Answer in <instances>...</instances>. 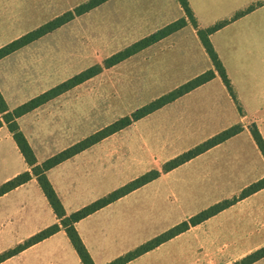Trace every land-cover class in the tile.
I'll use <instances>...</instances> for the list:
<instances>
[{"label": "crops", "instance_id": "0c3cea01", "mask_svg": "<svg viewBox=\"0 0 264 264\" xmlns=\"http://www.w3.org/2000/svg\"><path fill=\"white\" fill-rule=\"evenodd\" d=\"M87 1L0 0V48ZM187 2L198 28L224 22L208 38L241 113L215 74L45 172L68 215L151 170L160 171L155 179L74 224L93 264L110 263L225 200L233 202L123 264H232L264 246V187L239 198L245 188L264 179V158L246 127L161 172L167 161L242 124L264 105V0ZM182 17L177 0H105L74 16L0 58V94L7 109L102 65L104 59ZM78 31L102 33L95 37L108 43L98 46L118 50L99 63L57 76L55 66L48 70L47 65L62 63L59 51L64 41L69 42L66 46L78 47ZM113 68L138 79L140 108L213 66L187 23L119 63L102 67L98 74ZM78 85L16 118L37 164L109 125L80 126L78 101L67 98L78 95L73 91ZM24 172H30V167L3 124L0 186ZM55 223L58 220L35 177L0 195V255L21 247L0 264H82L63 229L22 247ZM251 264H264V256Z\"/></svg>", "mask_w": 264, "mask_h": 264}, {"label": "trees", "instance_id": "16d2710c", "mask_svg": "<svg viewBox=\"0 0 264 264\" xmlns=\"http://www.w3.org/2000/svg\"><path fill=\"white\" fill-rule=\"evenodd\" d=\"M105 0H89L84 4H81L73 9V11L67 12L60 17H57L46 24L39 27L37 30L26 34L25 36L13 41L12 43L6 45L3 48H0V58L9 54L10 52L24 46L25 44L31 42L32 40L52 31L53 29L57 28L58 26L62 25L63 23L69 21L74 16L81 15L88 10L92 9L93 7L101 4ZM179 5L181 6L184 17L166 25L162 29L156 31L155 33L133 43L129 47H126L113 55L109 56L108 58L104 59L102 65H94L91 66L82 72L78 73L77 75L73 76L72 78L58 84L57 86L51 88L50 90L44 92L43 94L30 99L29 101L21 104L20 106L16 107L15 109L9 111L6 107V104L0 94V127L4 124L6 125L8 131L11 133L13 140L15 141L20 153L22 154L25 162L30 167V172H24L13 179L5 182L0 186V195L5 193L8 190L28 181L31 177H35L38 185L40 186L42 192L44 193L50 207L52 208L58 223L44 229L43 231L39 232L38 234L34 235L30 239H28L22 247L29 246L35 242H38L51 234L55 233L59 229H63L66 236L68 237L72 247L76 251L80 261L82 264H93L90 256L88 255L84 245L82 244L76 230L74 224L87 216L88 214L92 213L93 211L97 210L98 208L110 203L111 201L119 198L120 196L144 185L145 183L155 179L159 176L160 171L151 170L132 181L128 182L127 184L123 185L122 187L118 188L117 190L113 191L106 197L99 199L78 211H75L71 214H66L58 197L56 196L54 190L52 189L50 183L48 182L45 172L53 167L54 165L58 164L62 160L68 158L72 154L81 151L82 149L86 148L87 146L95 143L96 141L100 140L101 138L108 136L118 130L128 126L131 122L138 120L139 118L145 116L146 114L154 111L155 109L161 107L162 105L171 102L175 98L181 96L182 94L194 89L197 86L204 84L205 82L212 79L215 74H217L223 85L225 86L227 92L229 93L231 99L234 101L238 112L241 113L240 105L237 101L236 94L233 91V88L230 84L229 79L226 76L225 70L222 67L216 53L214 52L212 45L209 41L208 36L219 29L224 22L215 24L208 28H198L193 17L192 11L188 6L187 0H177ZM238 15H236L237 17ZM187 23L192 25L195 29L198 39L202 44L206 54L208 55L213 69L208 70L197 77L185 82L184 84L180 85L179 87L175 88L174 90L162 95L161 97L149 102L148 104L134 110L127 116L121 117L114 121L113 123L109 124L108 126L104 127L103 129L99 130L98 132L90 135L86 139L80 141L79 143L73 145L72 147L50 157L49 159L45 160L41 164H37L34 158L33 152L28 145L26 139L24 138L22 132L19 130L18 125L16 123V118L21 116L22 114L31 111L32 109L36 108L40 104L52 99L53 97L59 95L60 93L67 91L68 89L84 82L85 80L95 76L98 74L102 67L108 68L111 67L120 61L126 59L127 57L133 55L134 53L138 52L145 48L146 46L152 44L153 42L169 35L170 33L182 28ZM242 127L240 124L232 126L228 129L223 130L222 132L216 134L215 136L211 137L210 139L204 141L203 143L197 145L196 147L188 150L187 152L182 153L181 155L167 161L163 164L161 168V172H166L171 170L172 168L180 165L181 163L187 161L188 159L200 154L201 152L207 150L208 148L221 143L222 141L226 140L230 136H233L240 132ZM250 134L255 141L259 151L261 152L264 158V143L256 130L250 131ZM264 187V179L257 181L247 188H245L239 195V198H243L247 195H250L257 190ZM233 200H225L220 203H217L208 209L201 211L197 215L191 217L187 221H183L182 223L176 225L175 227L171 228L170 230L166 231L165 233L155 237L154 239L148 241L147 243L139 246L135 250L127 253L126 255L115 259L107 264H123L134 257L154 248L158 244L168 240L169 238L179 234L180 232L185 231L189 228V226L195 225L200 223L201 221L205 220L206 218L216 214L217 212L221 211L222 209L229 206ZM21 248V247H19ZM19 248L6 252L0 255V261L4 260L8 256L12 255L16 252ZM264 256V246L255 250L254 252L246 255L245 257L241 258L238 261L233 262L232 264H251L256 260L262 258Z\"/></svg>", "mask_w": 264, "mask_h": 264}, {"label": "rangeland", "instance_id": "374dc122", "mask_svg": "<svg viewBox=\"0 0 264 264\" xmlns=\"http://www.w3.org/2000/svg\"><path fill=\"white\" fill-rule=\"evenodd\" d=\"M99 34L102 33L78 31V47L66 46L69 42L64 41V46L59 49L62 63H48V70L55 66L57 76L61 74L65 77L96 62L99 63L108 54L118 50L114 47L98 46L99 43H108L100 41ZM132 75L134 74L125 73L120 68H113L103 70L78 85L73 90L78 91V95L67 98L68 101H78L80 126L110 124L138 109V79ZM240 125L246 127L249 132L256 130L264 143V105L250 113Z\"/></svg>", "mask_w": 264, "mask_h": 264}]
</instances>
